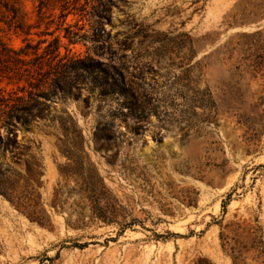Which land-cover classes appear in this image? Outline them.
Instances as JSON below:
<instances>
[{"label":"rangeland","instance_id":"1","mask_svg":"<svg viewBox=\"0 0 264 264\" xmlns=\"http://www.w3.org/2000/svg\"><path fill=\"white\" fill-rule=\"evenodd\" d=\"M76 4L75 44L49 29L61 56L110 48L144 117L87 81L0 125V264H264V0ZM23 39L0 24L7 47Z\"/></svg>","mask_w":264,"mask_h":264},{"label":"trees","instance_id":"2","mask_svg":"<svg viewBox=\"0 0 264 264\" xmlns=\"http://www.w3.org/2000/svg\"><path fill=\"white\" fill-rule=\"evenodd\" d=\"M27 3L33 5L31 12ZM85 9L77 6L76 0H0V24L24 37L23 46L16 50L0 40L1 77L14 79L21 94H6L0 87V125L27 126L44 119L55 98L76 100L87 81L91 83L89 92L97 91L100 98L119 100L121 114L138 120L144 117V95L128 79L124 65L113 62L115 53L110 48L107 62L99 58L104 48L101 45L92 48L93 53L88 48L83 57L70 55L66 48L61 56L59 38L52 37L54 32L49 29L63 31V38L70 45L75 44L76 24L70 25L66 20L75 17L76 12L81 16ZM33 30L38 31V41L29 38ZM98 32L92 35L96 39ZM46 36L52 39L41 38Z\"/></svg>","mask_w":264,"mask_h":264}]
</instances>
